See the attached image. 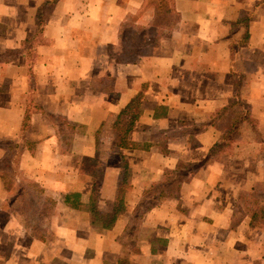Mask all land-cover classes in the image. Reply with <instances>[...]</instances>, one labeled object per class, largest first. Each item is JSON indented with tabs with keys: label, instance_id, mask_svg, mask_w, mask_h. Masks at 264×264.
I'll use <instances>...</instances> for the list:
<instances>
[{
	"label": "crops",
	"instance_id": "1",
	"mask_svg": "<svg viewBox=\"0 0 264 264\" xmlns=\"http://www.w3.org/2000/svg\"><path fill=\"white\" fill-rule=\"evenodd\" d=\"M173 2L153 44L148 0H0V155L57 203L48 241L18 223L19 264H264L263 219L234 216L264 183V0ZM235 123L241 174L216 150Z\"/></svg>",
	"mask_w": 264,
	"mask_h": 264
},
{
	"label": "trees",
	"instance_id": "2",
	"mask_svg": "<svg viewBox=\"0 0 264 264\" xmlns=\"http://www.w3.org/2000/svg\"><path fill=\"white\" fill-rule=\"evenodd\" d=\"M57 0H54V2ZM148 4L154 5L158 10L156 17L154 19L153 27L151 32V41L153 44L159 43V39L163 34L160 31L163 27L168 26L171 22L175 20V9L173 0H148ZM139 31L142 29L138 28ZM147 32V30L142 29V34ZM137 33H135V36ZM142 35V36H143ZM238 121L244 118H249V115L245 114L242 116L237 113ZM237 123L234 126L227 128L224 134V140H228L229 137L236 132ZM215 151V150H214ZM212 151V152H214ZM205 163V162H204ZM200 163L196 165L198 168L201 166ZM181 168L178 167V171ZM184 170L170 172L172 174L178 173L175 178H168L166 182L160 183L156 186L157 191L146 196L139 205L137 206L133 215V224H137L142 216L158 203V200L164 194H174L179 191L182 182L189 179L190 173L185 171L188 166H183ZM169 174V173H168ZM78 195L74 197L77 198ZM264 197V183L258 185L252 189L251 192H243L239 195L238 203L236 206V212L234 216L238 218H243L247 215L252 214L256 220V223L263 219L264 221V205L261 204L260 200ZM56 201L48 196L44 192V188L35 181H25L22 180L17 186L16 191L10 195V197L5 200L0 207V217L4 221L9 218L10 214H17L22 218V225L27 235L30 238L38 239L40 241L46 242L51 237V218L56 208ZM256 217H260L258 220ZM237 220V222L240 221ZM252 220V224L255 222Z\"/></svg>",
	"mask_w": 264,
	"mask_h": 264
},
{
	"label": "rangeland",
	"instance_id": "3",
	"mask_svg": "<svg viewBox=\"0 0 264 264\" xmlns=\"http://www.w3.org/2000/svg\"><path fill=\"white\" fill-rule=\"evenodd\" d=\"M141 95V94H140ZM142 97H138L136 101L131 105L130 109L126 110L124 112L125 116H127V121L123 122L121 124V132L123 133V136L128 132L130 124L132 123V118L137 117V109L138 105L141 102ZM127 114V115H126ZM239 127H237V130L234 134H232L230 137L231 141L226 140L223 145H221L220 148H217L216 150H219L217 152L220 153L222 157L221 163L225 165V168L228 169L229 166H232L234 164L233 171L235 173L241 174L244 173V170L251 169L252 164L253 167H256L255 164L257 163V160L259 157L251 156V155H234L233 151L236 146L241 148V144H244V136H242L239 133ZM237 142L235 143V141ZM124 141V140H123ZM238 144V145H237ZM244 149V148H241ZM19 147H13V154L12 155H0V187L4 190L6 189L8 192H15L18 186V178L23 177L22 172H18L15 169V165L17 162L11 164L10 160L15 161V159L19 156L18 155ZM246 152H250L251 150H245ZM233 153V154H232ZM251 153V152H250ZM17 155V156H16ZM219 156V155H217ZM220 156V157H221ZM251 158V159H249ZM236 159V160H235ZM248 159V160H247ZM230 161H232L230 163ZM125 171L128 169V166ZM197 166H191L188 168H185V171L192 172L195 169H197ZM255 169V168H253ZM20 173V174H19ZM18 176V177H17ZM0 197H2V193H0ZM263 202V201H262ZM22 223V218L15 214H10L9 218L4 221V218L2 219L0 217V264H19L20 260L17 257L19 254L20 247L24 243L26 244L27 241L20 238L18 235V230L20 229V224ZM19 236L16 237V235ZM17 254V255H16ZM16 255V256H15ZM12 262V263H11Z\"/></svg>",
	"mask_w": 264,
	"mask_h": 264
}]
</instances>
